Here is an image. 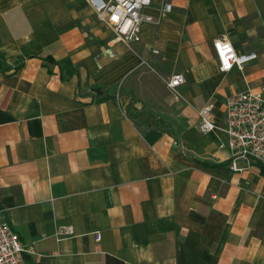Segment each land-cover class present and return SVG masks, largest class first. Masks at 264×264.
<instances>
[{
	"label": "crops",
	"instance_id": "0c3cea01",
	"mask_svg": "<svg viewBox=\"0 0 264 264\" xmlns=\"http://www.w3.org/2000/svg\"><path fill=\"white\" fill-rule=\"evenodd\" d=\"M172 3L128 46L87 0H0V222L25 264H264V165L232 171L197 114L264 83V0ZM220 36L257 57L221 71Z\"/></svg>",
	"mask_w": 264,
	"mask_h": 264
},
{
	"label": "built area",
	"instance_id": "2783aa9c",
	"mask_svg": "<svg viewBox=\"0 0 264 264\" xmlns=\"http://www.w3.org/2000/svg\"><path fill=\"white\" fill-rule=\"evenodd\" d=\"M97 20L107 26L115 36L128 46L141 40L144 23L159 26L167 12L173 9L172 0H161L159 15L144 11L153 0H87ZM213 47L221 71L233 67L242 69L246 63L257 57L256 52H238L232 42L216 37ZM154 52H159L154 48ZM185 81L182 72H175L165 79L167 87L178 97L177 88ZM199 128L203 132L221 130L228 135L230 155L228 166L232 171L248 170L255 163L264 165V83L257 88L236 92L227 99L225 118L217 124L213 115V103L207 102L197 110ZM101 238L96 233V239ZM28 251L19 234L7 221L0 222V264H25Z\"/></svg>",
	"mask_w": 264,
	"mask_h": 264
},
{
	"label": "rangeland",
	"instance_id": "374dc122",
	"mask_svg": "<svg viewBox=\"0 0 264 264\" xmlns=\"http://www.w3.org/2000/svg\"><path fill=\"white\" fill-rule=\"evenodd\" d=\"M161 90H163L162 86H161ZM134 94L137 98H139V91H137ZM144 106L145 105L141 107L140 104L139 106H136L135 103H131V104H128V106L126 107V111L133 119L137 120L139 123H142L145 119V116L146 115L148 116V114H146L145 112L146 107ZM154 122L155 124H159V119L155 118Z\"/></svg>",
	"mask_w": 264,
	"mask_h": 264
},
{
	"label": "clouds",
	"instance_id": "9594fccd",
	"mask_svg": "<svg viewBox=\"0 0 264 264\" xmlns=\"http://www.w3.org/2000/svg\"><path fill=\"white\" fill-rule=\"evenodd\" d=\"M145 2H147V0H145Z\"/></svg>",
	"mask_w": 264,
	"mask_h": 264
}]
</instances>
